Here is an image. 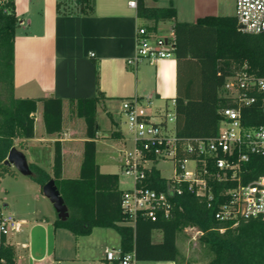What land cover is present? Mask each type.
<instances>
[{
    "label": "trees",
    "instance_id": "16d2710c",
    "mask_svg": "<svg viewBox=\"0 0 264 264\" xmlns=\"http://www.w3.org/2000/svg\"><path fill=\"white\" fill-rule=\"evenodd\" d=\"M137 15L146 20L173 21V49L178 65L175 98L176 130L182 136L208 137L217 134L222 119L221 111L238 104L223 89L227 79L245 63L251 72L264 76V33L244 32L237 16L208 15L196 22H180L174 5L147 6L137 0ZM19 25L15 0H0V179L14 173L5 163L15 140L27 148V141L35 137V113L38 102L43 104L46 133L63 131L64 100L49 96L17 98L15 96V37ZM147 27L150 31L152 28ZM153 30V29H152ZM167 40H169L167 38ZM193 63V64H190ZM192 65V66H191ZM100 98L81 97L71 100V111L86 123L83 160L77 178L63 175L62 143H54L51 171L30 163L32 177L41 188L50 179L68 206L69 217L54 221L55 228H66L77 235H89L96 227L113 228L120 234V248L134 251L139 261H179L178 236L188 227H198L199 237L213 256L204 264H264V216L242 220L233 226L216 218V201L212 207L203 197L183 183L182 192L173 199L169 216L158 212L157 219L138 216L131 223L124 212L117 173L102 172L97 161V138L101 130L98 121ZM244 123H264L261 101L242 109ZM246 181L264 175V156L253 155L244 165ZM145 186L164 190L167 179L154 166L143 182ZM215 193L222 187L217 184ZM219 228H225L223 232ZM161 233V238H156ZM5 264H16L14 249L1 244ZM191 264V263H188Z\"/></svg>",
    "mask_w": 264,
    "mask_h": 264
},
{
    "label": "crops",
    "instance_id": "0c3cea01",
    "mask_svg": "<svg viewBox=\"0 0 264 264\" xmlns=\"http://www.w3.org/2000/svg\"><path fill=\"white\" fill-rule=\"evenodd\" d=\"M130 1L15 0L19 22L15 37V93L20 92L21 98L56 96L64 100L63 131L47 134L46 137L44 134L36 137L35 132V137L26 140L27 148L22 151H29L27 149L38 142H49L52 147V167L54 143L60 140L65 177H69L66 176L67 156L79 157V166L77 165L74 172L76 176L71 178L79 176L83 160L80 157H83L86 139L85 129L80 127L78 121L80 118L71 111L72 99L99 97V105L105 108L115 126L111 135L106 137L117 140L119 144L126 143L124 133L110 110L112 102L118 100L119 110L123 112L121 102L137 95L143 100L142 110L152 114L150 108L154 102L147 106L146 98L151 97L152 101L153 95H156L159 99H165L164 106L167 107L177 96L178 65L189 66L188 61L171 57L157 61L144 60L133 71L128 59L135 54L137 28L151 27L152 34L169 39L172 37L174 22L142 19L137 15V7H132ZM144 3L147 6L174 5L177 20L180 22H196L208 15H236V0H144ZM144 62L156 67L155 86L153 93L140 95L139 69ZM184 63L186 64L183 65ZM41 105L43 106L39 101L38 110ZM161 108L155 112L162 110ZM30 152L34 160L32 163L39 165L36 162L38 154L33 149ZM54 215L55 244L52 248L47 237L41 236L42 239L38 240L40 233H34V229H26V218H17L14 215L23 223L19 231L11 233L5 239V244L14 249L16 264H63L65 260L73 259L71 256L64 258L59 242V238L63 237L61 230L64 228L54 227V221L58 218L57 212ZM45 218L48 221V217ZM159 234L158 239L162 235Z\"/></svg>",
    "mask_w": 264,
    "mask_h": 264
},
{
    "label": "built area",
    "instance_id": "2783aa9c",
    "mask_svg": "<svg viewBox=\"0 0 264 264\" xmlns=\"http://www.w3.org/2000/svg\"><path fill=\"white\" fill-rule=\"evenodd\" d=\"M137 7V0H131ZM236 16L240 29L250 33H264V0H236ZM93 55V54H92ZM175 56L172 38L157 37L145 26L136 32V47L128 64L134 67L144 61H157ZM237 102V107L222 109L217 134L208 137L182 136L176 130L175 99L173 109L153 114L142 110L143 100L135 95L122 102L127 116L131 144L123 155L125 174L132 177V188L123 194L122 207L131 223L138 216L157 219L159 211L169 216L173 199L182 192V184L208 201L210 207L217 201L215 216L233 226L242 220L264 216V175L246 181L244 166L251 156H264V123L247 125L242 109L261 101L264 107V76L251 72L245 63L223 87ZM152 103L146 98L147 106ZM173 122L174 126L169 127ZM127 143V139L125 138ZM170 161L173 176L167 179L164 190L145 186L148 172L161 161ZM190 165V166H189ZM157 167V166H156ZM221 184L219 194L215 189ZM23 221L0 211V264H5L1 244L13 232L21 229ZM225 228H219L223 232ZM134 251L124 252L120 247L108 248L98 264H137Z\"/></svg>",
    "mask_w": 264,
    "mask_h": 264
},
{
    "label": "rangeland",
    "instance_id": "374dc122",
    "mask_svg": "<svg viewBox=\"0 0 264 264\" xmlns=\"http://www.w3.org/2000/svg\"><path fill=\"white\" fill-rule=\"evenodd\" d=\"M65 1V0H64ZM233 13L235 10L232 11ZM173 32V30H172ZM174 34L172 33V40ZM173 45V42H172ZM173 59L178 60L177 57ZM184 62V61H183ZM184 63L183 65H185ZM135 71V67L130 65ZM147 67V68H146ZM156 67L149 63H141L139 69V93H153L155 86V69ZM20 92L15 93L17 98H21ZM153 106L150 108L151 113H155L156 109L161 108L162 112H166L168 109H173L171 102L168 106H164L165 99H159L156 95L152 97ZM122 104V102H121ZM113 118L118 121L120 130L124 133L127 143H120L117 140L106 136L111 135V130L115 128L112 124V119L108 112L101 105L98 107V121L101 126L99 136L97 138V161L101 165L102 172H112L119 174L120 185L122 189H127L132 186V177L125 174L123 168V155L126 148L131 144L132 135L128 129L127 116L124 112L119 110V101H113L110 105ZM43 106L39 108L36 114L35 132L36 137H42V134L47 136L45 123L42 113ZM80 121V127L85 129L86 123L83 118L78 119ZM173 122L169 123V127L172 128ZM28 145V142H26ZM20 140H15V146L19 149ZM53 144V143H52ZM30 149H33L38 154L36 161L41 167L47 171H51L52 161V147L49 142L37 143L35 146H30L29 151H24L29 163L34 162ZM22 150V149H21ZM82 155L80 159L82 160ZM67 169L66 176L75 177V169L79 162V157L67 156ZM80 160V161H81ZM79 166V165H78ZM160 169L161 174L170 179L173 176V165L170 161L161 160L156 164ZM190 166V165H189ZM14 173H8L0 179V211L5 214H12L17 218H26V229H34V233H40L38 240H41V236L48 238L50 247L54 246L53 239V218L55 208L53 203L47 198L41 185L32 177L24 175L12 166ZM7 206H10L7 207ZM48 217V221L47 218ZM62 235L59 238L62 253L64 258L69 256L73 259L65 260L63 264H98V262L105 255V251L108 248L120 247V234L113 228L96 227L89 235H77L70 230L64 228ZM23 234V233H22ZM15 238H17V235ZM21 235V234H20ZM201 230L198 227H188L178 236V246L180 249L179 261L173 260H161V261H139L137 264H204L212 256L213 253L201 243L199 237ZM160 234L156 233V238H159ZM66 255V256H65ZM53 260V258H52ZM52 264V262H51Z\"/></svg>",
    "mask_w": 264,
    "mask_h": 264
},
{
    "label": "water",
    "instance_id": "95a60500",
    "mask_svg": "<svg viewBox=\"0 0 264 264\" xmlns=\"http://www.w3.org/2000/svg\"><path fill=\"white\" fill-rule=\"evenodd\" d=\"M5 163L16 167L17 170L24 175H33V170L30 167L27 156L16 146L12 147L10 150ZM42 190L44 195L53 203L58 217L62 220H66L69 217L68 206L66 205L65 200L57 187L55 179L52 178L46 182L42 187Z\"/></svg>",
    "mask_w": 264,
    "mask_h": 264
}]
</instances>
